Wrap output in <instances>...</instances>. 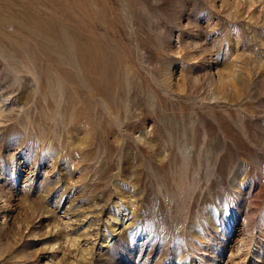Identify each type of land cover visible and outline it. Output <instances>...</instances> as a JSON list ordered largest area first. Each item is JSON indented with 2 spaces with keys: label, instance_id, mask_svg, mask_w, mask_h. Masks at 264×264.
Instances as JSON below:
<instances>
[{
  "label": "rangeland",
  "instance_id": "obj_1",
  "mask_svg": "<svg viewBox=\"0 0 264 264\" xmlns=\"http://www.w3.org/2000/svg\"><path fill=\"white\" fill-rule=\"evenodd\" d=\"M0 264H264V0H0Z\"/></svg>",
  "mask_w": 264,
  "mask_h": 264
},
{
  "label": "bare ground",
  "instance_id": "obj_2",
  "mask_svg": "<svg viewBox=\"0 0 264 264\" xmlns=\"http://www.w3.org/2000/svg\"><path fill=\"white\" fill-rule=\"evenodd\" d=\"M165 152H166V150L163 149L162 150V156L165 155ZM253 211H255V210H253ZM253 211H249L248 214L245 217V227H246L247 230H250L249 228H251L254 225V223H255L256 214ZM116 220H117V217H113V216H109V218H107V222L111 221V222H115L116 223Z\"/></svg>",
  "mask_w": 264,
  "mask_h": 264
}]
</instances>
